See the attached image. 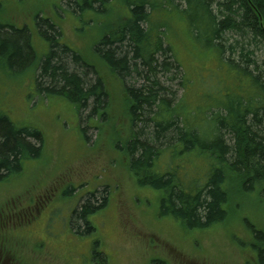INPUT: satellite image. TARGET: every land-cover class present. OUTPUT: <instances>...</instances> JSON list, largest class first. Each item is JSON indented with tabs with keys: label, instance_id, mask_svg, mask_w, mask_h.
<instances>
[{
	"label": "rangeland",
	"instance_id": "obj_1",
	"mask_svg": "<svg viewBox=\"0 0 264 264\" xmlns=\"http://www.w3.org/2000/svg\"><path fill=\"white\" fill-rule=\"evenodd\" d=\"M0 3L5 23L18 29L29 27L30 43L40 59L51 50V42L39 33L45 26L42 22L38 26L36 18L56 25L61 32L58 44L96 68L111 102L110 119L93 122L95 119L86 118L87 112L65 99L42 95L39 78L36 81L28 68L31 62L16 66L14 74L0 62V110L18 127L40 131L44 140L39 157L23 160L20 171L0 182V264H96L95 251L103 254L108 264H262L255 246H263L264 240L254 235V231L264 234V198L258 191L249 199L234 193L227 221L199 230L161 216L163 192L137 185L128 165V146L135 128L126 117L125 96V87L139 86L137 77L122 81L96 52L97 44L120 18L118 3L108 14H85L82 18L69 12L72 9L61 0ZM91 20L95 22L89 23ZM173 25L165 37L186 74L185 84L182 87L178 77L168 81L167 74L159 80L174 93L172 103L179 105L176 110L187 126L207 133L211 129L205 122L211 116L209 109L232 102L225 94L238 95L236 81L227 69H218L212 56L199 55L179 20ZM71 68L87 72L90 80L97 76ZM42 81L49 82L46 78ZM31 142L39 146L35 140ZM180 149L177 146L174 151ZM163 157L160 172L183 164L180 176L191 182L190 186L203 183L210 171L209 162L194 154L181 160V155H174V160L170 155ZM90 194H96V206L103 196L107 201L89 216L92 230L83 233L73 222L74 212Z\"/></svg>",
	"mask_w": 264,
	"mask_h": 264
},
{
	"label": "trees",
	"instance_id": "obj_2",
	"mask_svg": "<svg viewBox=\"0 0 264 264\" xmlns=\"http://www.w3.org/2000/svg\"><path fill=\"white\" fill-rule=\"evenodd\" d=\"M61 1L80 18L85 14H108L119 4L120 18L97 44L96 52L122 81L137 77L138 87H125L129 108L126 117L135 128L128 146V165L140 188L163 192L161 216L180 221L188 229L203 230L227 221L234 193L249 199L258 191L264 198V0ZM1 11L0 3V62L8 65L12 74L16 66L31 62L28 68L36 81L39 78L42 95L65 99L87 112L86 118L95 119L93 122L108 121L111 102L103 78L76 52L58 44L61 32L56 25L49 19L36 18L38 26L41 22L45 26V31L42 33L41 27L39 33L51 42V50L40 59L30 43L29 27L18 29L5 23ZM176 20L185 27L199 55L212 56L218 69H227L236 81L238 95L225 94L232 102L209 109L211 116L205 122L211 129L207 133L200 127L187 126L176 110L179 105L172 103L174 93L159 80L164 74L169 75L170 82L178 77L184 87L186 74L175 57L174 46L165 37ZM70 64L97 76L90 80L87 72L73 71ZM173 71L175 75L170 76ZM43 78L49 82H43ZM43 143L40 131L18 127L0 110V182L20 171L23 160L39 157ZM177 146L181 147L178 153L174 151ZM188 154L209 162L210 171L203 183L190 186L191 182H184L180 176L183 164L170 165L160 172V161L166 158L163 156L173 159L181 155L177 158L181 160ZM96 197L88 195L74 212L73 222L83 233L92 230L89 216L106 204L103 196L96 206ZM14 217L20 219L19 214ZM254 235L264 240V234L254 231ZM255 249L264 264V245L258 243ZM94 259L96 264H108L97 251Z\"/></svg>",
	"mask_w": 264,
	"mask_h": 264
},
{
	"label": "bare ground",
	"instance_id": "obj_3",
	"mask_svg": "<svg viewBox=\"0 0 264 264\" xmlns=\"http://www.w3.org/2000/svg\"><path fill=\"white\" fill-rule=\"evenodd\" d=\"M185 84V83H184ZM168 165V164H167ZM206 167V166H205ZM207 168V167H206ZM169 171V170H168ZM179 172V171H178ZM180 173H181V171H180ZM205 179V178H204Z\"/></svg>",
	"mask_w": 264,
	"mask_h": 264
}]
</instances>
